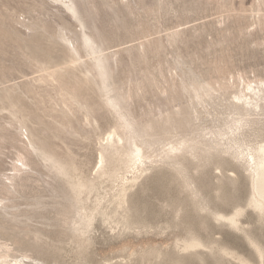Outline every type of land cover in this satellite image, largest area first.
<instances>
[{"label": "rangeland", "instance_id": "obj_1", "mask_svg": "<svg viewBox=\"0 0 264 264\" xmlns=\"http://www.w3.org/2000/svg\"><path fill=\"white\" fill-rule=\"evenodd\" d=\"M263 85L264 0H0L1 257L261 264L264 216L230 143L264 145ZM111 135L149 168L122 208ZM240 208L239 228L213 215ZM193 235L209 248L183 251Z\"/></svg>", "mask_w": 264, "mask_h": 264}, {"label": "bare ground", "instance_id": "obj_2", "mask_svg": "<svg viewBox=\"0 0 264 264\" xmlns=\"http://www.w3.org/2000/svg\"><path fill=\"white\" fill-rule=\"evenodd\" d=\"M262 87H264V85ZM198 92L199 91H197V93ZM257 93L258 92L256 91V88L251 87L249 85L245 89V94L241 95L240 97H236V100L239 103H241L240 106L243 109L247 110L246 108L252 106V101L259 100ZM255 106L258 107L257 105ZM247 115H249V113ZM241 124H242L241 122H240V125L238 124L239 127H241ZM116 138H117V141H115ZM234 139L231 143L230 142L229 143L230 144L233 143L235 146L236 145L237 146H236V149H234V147L231 146V149H234V153L237 156V158H240L246 162L248 166L247 170L249 171L250 177L252 180V187H253L252 195H251V198L247 206L253 208L261 216H264V145L254 150L252 149L244 150L241 145L242 144L241 141L236 140L237 138L235 140ZM221 140L224 141L225 138L222 136ZM109 142L115 144V147L113 149V161L111 163L110 171L108 173H109V176L112 177V180H114L115 182H119L117 186L118 188L114 192V195L110 202L111 204H115L117 207L122 208L127 202V196L130 190H132L135 187V185L139 182V180L149 170L146 164L147 156H146L145 150L135 141H132L131 147L127 148V147H124V145L120 147V145L123 142V139L120 138L119 136L117 137V135L116 136L111 135L109 138ZM105 163H106L105 157L101 153V157L99 161V164H100L99 170L104 171ZM25 167L26 165L22 164V167L20 168V170H23ZM112 180H111V183H113ZM243 212L244 210L240 208V209H237L233 214L229 216L225 214H221L220 212H217V211L214 212L213 215L217 221L219 222L226 221L230 226L239 228L240 217L243 215ZM250 242L251 244L255 246L257 254L259 258L261 259V264H264V248H262L259 244H257L251 238H250ZM207 247L208 246L200 238H198L196 235H193L184 242L181 248L183 251H192V250H197L200 248H207ZM223 251H225L224 248H223ZM1 256L3 257V255H0V264H13L6 260L8 259L7 257L6 258L4 257L3 259ZM239 261L242 264H250L248 262L242 261L241 259H239ZM14 264H24V262L16 261Z\"/></svg>", "mask_w": 264, "mask_h": 264}]
</instances>
